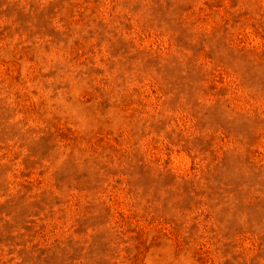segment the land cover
<instances>
[{"label": "rangeland", "instance_id": "374dc122", "mask_svg": "<svg viewBox=\"0 0 264 264\" xmlns=\"http://www.w3.org/2000/svg\"><path fill=\"white\" fill-rule=\"evenodd\" d=\"M0 264H264V0H0Z\"/></svg>", "mask_w": 264, "mask_h": 264}]
</instances>
